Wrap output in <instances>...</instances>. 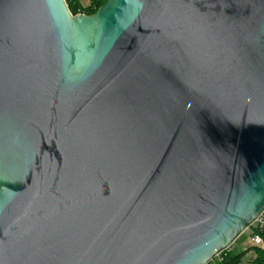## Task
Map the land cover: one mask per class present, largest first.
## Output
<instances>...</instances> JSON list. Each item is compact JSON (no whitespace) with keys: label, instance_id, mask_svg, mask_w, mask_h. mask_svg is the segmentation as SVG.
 I'll list each match as a JSON object with an SVG mask.
<instances>
[{"label":"water","instance_id":"obj_1","mask_svg":"<svg viewBox=\"0 0 264 264\" xmlns=\"http://www.w3.org/2000/svg\"><path fill=\"white\" fill-rule=\"evenodd\" d=\"M264 210V0H0V264H208Z\"/></svg>","mask_w":264,"mask_h":264},{"label":"trees","instance_id":"obj_2","mask_svg":"<svg viewBox=\"0 0 264 264\" xmlns=\"http://www.w3.org/2000/svg\"><path fill=\"white\" fill-rule=\"evenodd\" d=\"M108 0H89L88 5H84L82 0H66L69 9L73 14L78 13H87V14H94L104 3ZM250 251H254L255 256L251 259L252 264H264V248L251 246L242 252H237L236 247L231 251L228 252L224 260L217 264H240L242 259L249 253ZM208 264H212L209 262Z\"/></svg>","mask_w":264,"mask_h":264},{"label":"built area","instance_id":"obj_3","mask_svg":"<svg viewBox=\"0 0 264 264\" xmlns=\"http://www.w3.org/2000/svg\"><path fill=\"white\" fill-rule=\"evenodd\" d=\"M248 233L252 246L264 248V210L257 216V218L250 224L244 233ZM235 248V242L220 251L210 262L217 264L224 260L225 255Z\"/></svg>","mask_w":264,"mask_h":264},{"label":"rangeland","instance_id":"obj_4","mask_svg":"<svg viewBox=\"0 0 264 264\" xmlns=\"http://www.w3.org/2000/svg\"><path fill=\"white\" fill-rule=\"evenodd\" d=\"M82 3L84 5H87L89 3V0H82ZM236 246H237V249H236L237 252H242L245 248H249L250 246H252L251 242H250V237H248V233L247 232L243 233L235 241V247ZM250 261H251L250 260V255L247 253V255L242 259L240 264H252Z\"/></svg>","mask_w":264,"mask_h":264},{"label":"crops","instance_id":"obj_5","mask_svg":"<svg viewBox=\"0 0 264 264\" xmlns=\"http://www.w3.org/2000/svg\"><path fill=\"white\" fill-rule=\"evenodd\" d=\"M89 4V3H88ZM87 4V5H88ZM249 247V246H248ZM251 247V246H250ZM236 249H237V246H236ZM245 249H247V248H245ZM244 249V250H245ZM249 255H250V260L253 258V256H255V253H254V251H249V253H248ZM251 262V261H250Z\"/></svg>","mask_w":264,"mask_h":264}]
</instances>
